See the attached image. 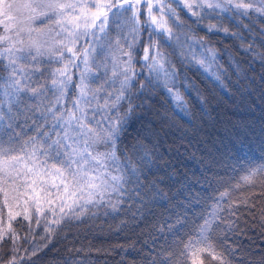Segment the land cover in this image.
Listing matches in <instances>:
<instances>
[{
	"label": "snow or ice",
	"instance_id": "obj_1",
	"mask_svg": "<svg viewBox=\"0 0 264 264\" xmlns=\"http://www.w3.org/2000/svg\"><path fill=\"white\" fill-rule=\"evenodd\" d=\"M178 8L196 23L211 13L228 20L236 31L223 23L205 25L204 31L232 38L242 55L228 48L221 52L189 32L181 39L168 19L187 27ZM258 21H264V0H0V133L7 136L0 141V196L8 218L0 227V246L11 245L0 254L3 264H36L64 229L101 211L120 213L129 201L168 205L143 241V264H235L239 249L232 238L240 226L232 193L239 185L232 183L228 169L236 172V167L222 149L242 126L229 111L258 113L264 127V23ZM37 22L44 27H33ZM124 27L142 45L135 60L139 71L133 51L110 39L111 31ZM98 46L102 59L94 55ZM113 46L126 59L103 62L115 56H103ZM154 90L165 97L155 109L148 103L159 100ZM142 109L152 118L125 145L132 123L143 119ZM21 116L35 132L22 141L12 123ZM174 137L203 146L199 175H190L181 162V156L197 160L195 153L189 156L183 143L185 153L168 146L176 144ZM237 164L245 183L264 178V162L245 158ZM20 203L24 212L14 214L13 205ZM30 203L37 227L44 216L45 243L37 246L25 235L31 250H22L11 221L22 216L30 222ZM82 254L79 249L72 255ZM65 264L84 262L66 258Z\"/></svg>",
	"mask_w": 264,
	"mask_h": 264
},
{
	"label": "trees",
	"instance_id": "obj_2",
	"mask_svg": "<svg viewBox=\"0 0 264 264\" xmlns=\"http://www.w3.org/2000/svg\"><path fill=\"white\" fill-rule=\"evenodd\" d=\"M177 12L180 15V21L187 27H177L173 24L171 18L168 19L173 32L181 35V39H183L182 34L184 32H189L193 36L203 37L205 41L211 42L221 52L228 48L236 52L237 55H242L235 48L236 41L232 38L227 37L223 33L210 34L204 31L205 25H219L221 23L228 27L230 31H236L228 20L223 19V17L220 20L213 19L211 17L215 16L216 13H211L208 18L196 23V18H189L181 9L178 8ZM130 15L131 13H125V18ZM253 21H256L255 15H253ZM244 23H248V20H244ZM258 23H264V21H258ZM253 35L255 36L256 33H253ZM110 39L113 45L116 40H119L121 48L126 51H133V66L139 71L141 64L135 63V60H138L141 55L138 49L142 45L136 42V37L129 33V29L124 27L123 30L111 31ZM129 44L132 45V49L128 48ZM257 47H259L258 40ZM106 50L115 53V57L119 55V51L114 46L106 47ZM164 50L173 54L172 49L167 48V46H165ZM177 51H182V49L178 47ZM196 51L198 52L199 50L196 49ZM97 55L99 59H102L101 49L98 50ZM112 60L113 57H109V60L103 62L109 63ZM102 73L103 71H100V74ZM189 75L193 74L189 73ZM139 79L142 83H145L143 76H140ZM102 83L103 79L93 83L92 86L98 87ZM113 87L118 88L119 83L117 82ZM108 90L111 91L112 89L109 88ZM154 91L159 100H148V103L152 104L155 109L160 108L159 101L165 100V97L159 90ZM161 111H164V109L161 108ZM141 115L143 119L132 123L128 129L124 140L125 145L140 135L142 125L148 123L152 118V114L147 109H142ZM228 116L242 125L233 132L230 138L225 140L227 149H222V151L227 153L226 158H230L231 164L236 167V172L228 169L229 175L234 177L232 183L239 185L232 193V201L238 205L232 211H235L236 217H238L237 222L240 226V231L232 238L235 240L233 247L239 249L236 253L235 264H249V262L259 264L260 260L264 258V178L257 179L254 177L252 183H245L242 178L246 173L240 170L237 160L247 158L255 163L264 162V127L259 122L258 113L256 117H251L242 110H232L229 111ZM32 119H38V117L33 116ZM12 123L15 131L20 133L21 141L27 139L28 136L35 135V132L25 123L23 116ZM16 123H19L20 127H16ZM173 139H176L177 142L175 145L169 142V147H178L179 153H185V147H180L181 143H183L188 147L189 156L195 153L197 160L184 159L181 156V162L190 175L193 173L199 175L202 169L198 166V159L205 154L203 146L199 145L195 140L189 142L187 140L180 141L176 137ZM0 141H7V136L0 133ZM220 171L223 174L224 170L220 169ZM159 175L163 177L164 173L161 172ZM150 179H155V177H150ZM161 187H164V185H161ZM242 198L246 203H241ZM2 202L3 197L0 196V227H6L8 223L7 210L2 207ZM167 207L168 205H165L162 201L149 203L147 207L141 206L139 201H129L127 207L120 213L104 215L103 211H101L98 215L87 219L86 222L74 224L70 229H64L59 237H54L48 247L41 253V258L36 264H65L66 258L82 260L84 264H143L142 253H140V250L144 248L143 241L149 240V235L153 233V226L160 220ZM138 208L143 209L142 215L137 213ZM195 211L199 214L202 209L197 208ZM28 212L32 216L30 222L24 220L22 216H14L11 221L12 229L20 236L19 243L22 250L25 248L31 250L30 242L35 243L37 246H43L45 243V233L43 231L44 216H40L41 227H37L35 224L36 215L32 212V208ZM134 213L137 214L135 219L133 218ZM194 220L195 218L193 217ZM29 224H31V231H29ZM189 227H192V221L189 222ZM183 231H187V229ZM25 235L28 236L30 242L24 240ZM229 242L231 243L232 241L230 240ZM9 247H11L10 244L0 246V254L6 252ZM79 249L83 250V254L73 257V252ZM144 250L146 251V249ZM0 264H3V260H0Z\"/></svg>",
	"mask_w": 264,
	"mask_h": 264
},
{
	"label": "rangeland",
	"instance_id": "obj_3",
	"mask_svg": "<svg viewBox=\"0 0 264 264\" xmlns=\"http://www.w3.org/2000/svg\"><path fill=\"white\" fill-rule=\"evenodd\" d=\"M169 2H171V0H169ZM246 2H247V0H246ZM173 7H175V4H173ZM178 10V9H177ZM141 11L143 12L144 11V7H143V5L141 6ZM154 11V14L155 15H159V13L158 12H156L155 11V9L153 10ZM146 17L144 16V15H141L140 16V20H141V22L142 21H144V19H145ZM33 27H44V25H42V24H40L39 22H37L36 24H34V25H32ZM169 26H170V24H169ZM171 27V26H170ZM0 34H2V33H0ZM57 39H59V37L57 38ZM100 48H99V46L97 47V52L94 54V55H96L97 57H98V59H99V56L97 55V53H98V50H99ZM124 51H126V50H124ZM103 52H104V56H108V54H109V52L106 50V48L103 50ZM117 57L120 59V60H123V59H126L125 57H122L121 55H120V53H119V55H117ZM117 57H115V56H113V60H115ZM43 66V65H42ZM53 67H58L59 65H57V64H53L52 65ZM94 66V65H93ZM75 73H78L79 72V69H75V70H73ZM100 71H103V69H101ZM108 75L110 76L111 75V71H109V73H108ZM73 79H74V82H75V76L73 77ZM101 150H103V149H101ZM19 153H13V155H18ZM23 199V198H22ZM10 203H12V201H10ZM32 208V206H31V203L28 205V211L30 210ZM13 213L15 214V213H17V212H22V211H24V206H23V204L22 203H20V204H14L13 205Z\"/></svg>",
	"mask_w": 264,
	"mask_h": 264
}]
</instances>
